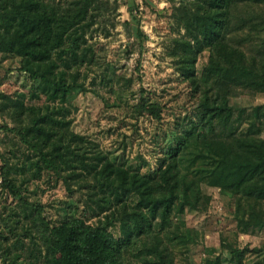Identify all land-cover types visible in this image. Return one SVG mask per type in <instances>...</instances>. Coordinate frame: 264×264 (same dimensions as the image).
Segmentation results:
<instances>
[{"label": "trees", "instance_id": "1", "mask_svg": "<svg viewBox=\"0 0 264 264\" xmlns=\"http://www.w3.org/2000/svg\"><path fill=\"white\" fill-rule=\"evenodd\" d=\"M93 6L100 11V0H0V53L19 58L21 69L40 79L50 96L65 98L70 68L88 60L79 49L93 21L88 17ZM175 9L177 27L184 32L174 39L169 55L178 73L201 93L199 122L192 120L183 128L177 146L169 150L172 162L160 167L158 176L118 164L75 132L66 106L9 100L5 108L16 122L14 129L36 154L19 158L16 153L15 159H6L2 185L18 198L25 216L15 214L7 221L16 237L5 244V264H128L126 251L134 240L154 231L155 225L170 223L176 208L196 207L190 186L180 185L188 179L179 170L183 160L198 164L197 172L207 171L213 186L238 197V205L245 207L239 217L245 230L263 225L264 104L234 110L227 95L235 88L264 93V0H180ZM246 43L251 46L246 48ZM205 49L211 56L200 79L196 64ZM208 75L216 81L209 82ZM77 80L74 76L73 83ZM141 102L140 111L158 116L155 103L145 98ZM44 169L63 178L69 190L80 183L86 191L85 210L94 222L75 214L52 225L40 204L28 202L23 193L29 175ZM18 224L23 234L17 232ZM221 257L205 264H222ZM228 258L241 264L237 249ZM147 260L174 264L159 243Z\"/></svg>", "mask_w": 264, "mask_h": 264}, {"label": "rangeland", "instance_id": "2", "mask_svg": "<svg viewBox=\"0 0 264 264\" xmlns=\"http://www.w3.org/2000/svg\"><path fill=\"white\" fill-rule=\"evenodd\" d=\"M56 1L76 4L83 0ZM179 1L100 0L101 10L93 6L88 15L93 21L81 38L79 51L86 53L88 60L70 68L68 92L60 100L50 96L51 91L44 89L40 79H33L21 69L19 58L0 53V264H5V244H12L16 237L7 221L10 224L9 218L15 214L25 216L18 198L2 185L6 159L13 160L16 153L19 158L36 154L14 129L16 122L5 108L9 100L66 106L65 113L73 120L75 132L94 141L118 164L158 176V169L172 162L169 150L177 146L183 128L189 127L192 120L199 122L196 111L201 93L178 73L169 55L174 39L184 32L174 18ZM210 56L208 49L198 56L200 79ZM74 76L78 77L77 83H73ZM205 78L212 82L210 75ZM143 98L160 108L158 116L149 110L140 111ZM227 98L234 110L264 104V93L240 88L231 90ZM197 166L183 160L179 168L181 176H188L180 185L190 186L198 200L196 207L176 208L170 223L155 225L154 231L147 230L142 238L134 240L126 251L128 264H149L147 253L158 243L167 249L174 264H205L218 256H222V264H238L228 258L232 249L242 255L241 264H264V223L245 230L239 222L245 207L238 205V197L213 186L207 171L197 172ZM29 177L24 197L40 204L52 225L75 214L88 222L95 221L85 210L86 191L79 182L72 186L73 191L69 190L64 179L49 169ZM17 227V232L23 234L21 224ZM25 243L28 245V240ZM150 255L148 258L154 260L155 256Z\"/></svg>", "mask_w": 264, "mask_h": 264}]
</instances>
